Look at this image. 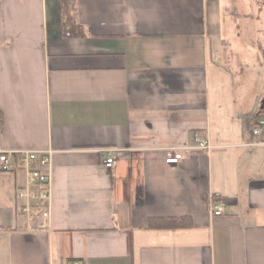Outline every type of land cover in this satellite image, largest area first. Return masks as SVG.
<instances>
[{
  "label": "crops",
  "instance_id": "crops-1",
  "mask_svg": "<svg viewBox=\"0 0 264 264\" xmlns=\"http://www.w3.org/2000/svg\"><path fill=\"white\" fill-rule=\"evenodd\" d=\"M261 6L0 0V149L52 150L48 229L16 213L25 172L0 170V264H264V128L244 145L264 118ZM195 133L209 150L186 149Z\"/></svg>",
  "mask_w": 264,
  "mask_h": 264
},
{
  "label": "built area",
  "instance_id": "built-area-1",
  "mask_svg": "<svg viewBox=\"0 0 264 264\" xmlns=\"http://www.w3.org/2000/svg\"><path fill=\"white\" fill-rule=\"evenodd\" d=\"M264 128V118L257 117L250 122L249 129L252 139L245 146L262 144L259 136ZM2 129L0 126V133ZM194 145L188 146L190 150H209L211 146L207 139L199 133L193 136ZM182 147L167 149L165 162L176 164L179 161ZM107 156L103 165L112 169L116 164L114 149H106ZM51 149H0V170L3 172L22 170L26 174L25 184L15 188L17 199L16 213L25 220V227L32 231L48 229L52 205L51 190ZM219 193L211 195L209 200L210 209L214 215L222 213V206L215 204ZM216 198V199H215ZM77 264V263H75Z\"/></svg>",
  "mask_w": 264,
  "mask_h": 264
},
{
  "label": "trees",
  "instance_id": "trees-1",
  "mask_svg": "<svg viewBox=\"0 0 264 264\" xmlns=\"http://www.w3.org/2000/svg\"><path fill=\"white\" fill-rule=\"evenodd\" d=\"M2 122V115L0 112V125ZM190 220L187 217H167V218H152L149 221L151 227H180L189 226Z\"/></svg>",
  "mask_w": 264,
  "mask_h": 264
},
{
  "label": "rangeland",
  "instance_id": "rangeland-1",
  "mask_svg": "<svg viewBox=\"0 0 264 264\" xmlns=\"http://www.w3.org/2000/svg\"><path fill=\"white\" fill-rule=\"evenodd\" d=\"M233 6V5H232ZM234 7V6H233ZM247 8H248V6H247ZM261 8H264V6H261ZM226 9H229V7L227 6V8ZM243 43H245V42H243ZM245 45L247 46V43H245ZM252 67H250L249 69H247L246 71H252Z\"/></svg>",
  "mask_w": 264,
  "mask_h": 264
}]
</instances>
